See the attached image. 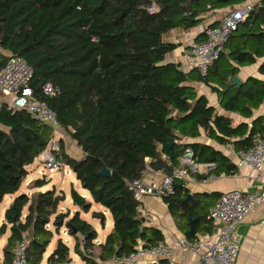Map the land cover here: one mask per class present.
I'll list each match as a JSON object with an SVG mask.
<instances>
[{
  "label": "trees",
  "instance_id": "obj_1",
  "mask_svg": "<svg viewBox=\"0 0 264 264\" xmlns=\"http://www.w3.org/2000/svg\"><path fill=\"white\" fill-rule=\"evenodd\" d=\"M221 4L218 0H0V70L12 56L26 60L32 71V97L55 113L61 129L81 154L71 156L60 139L58 158L89 192L91 201L107 209L113 220L111 231L97 244V231L81 217L90 211L92 202L75 189L70 196L78 210L72 215L68 210L59 211L65 195L54 187L30 195L20 192L29 173L26 167L46 149L54 131L26 110L8 109L3 104L0 204L5 196H15L0 226V238L7 229L10 232L2 264H12V250L21 241L27 242L26 264H42L47 247L63 227L74 239L73 252L85 264H110L113 255L126 256L139 245L150 247L163 241L160 230L145 225L140 202L129 184L142 179L147 169L171 174L187 148L196 162L212 164L210 171L235 173V166L221 152L197 142H180L183 137L199 135V128L221 143L240 133V127L232 128L229 118L217 114L207 98L197 95L187 83L202 81L219 93L226 110L244 112L240 100L246 101L253 93L235 87L234 95H229L237 68L229 65L224 55L238 27L264 15V0L251 5L205 77L199 73L193 76L183 71L180 63L168 61V55L181 46L168 34L195 28L207 5ZM151 7L155 11H150ZM228 49L227 59L231 56L240 64L253 61L243 47ZM212 81L216 87L210 85ZM46 83L57 87L59 93L45 95L42 88ZM259 92L264 94V88ZM254 134L253 127L248 137L239 141L242 151L256 144ZM104 168L109 175L101 173ZM48 182L46 177L37 178L30 189H40ZM186 197L183 181H176L173 193L162 200L188 239L196 237L189 234L188 220L193 218L196 233L210 234L208 210L213 204L209 206L204 195H192L182 202ZM92 217L104 223L102 212H92ZM71 261L69 246L58 237L45 264Z\"/></svg>",
  "mask_w": 264,
  "mask_h": 264
},
{
  "label": "crops",
  "instance_id": "obj_2",
  "mask_svg": "<svg viewBox=\"0 0 264 264\" xmlns=\"http://www.w3.org/2000/svg\"><path fill=\"white\" fill-rule=\"evenodd\" d=\"M218 1L222 2V4L215 5V7L212 8L207 5L206 13L204 14L201 22L195 28L187 32L175 30L174 32L177 33L178 38L171 39V41L173 42L181 43V46L176 48L171 54L168 55V61L180 63V68L185 72L191 73V75L193 76H197L198 71L195 68L185 66L189 43L193 41L197 42L201 40V38L204 40V29L206 27L218 25L221 17L228 11L235 8L244 7L246 5H257L262 0ZM261 27H264L263 14L257 15L255 18L250 19L249 23L247 22L246 24H241L231 38L230 47H228H243L245 51L251 54V56L253 57L252 62H245L240 64L235 62L231 56H228L227 59V53L229 50L228 48L225 51L224 55L225 61L228 60L229 65L237 68L236 75L242 82L239 86H231L229 83V85L232 87V89L229 90V95H234L236 88H243L244 91L249 90L251 93H253V96L251 98H246V101L244 99L240 100L239 107L241 105V108L245 109L243 110L244 112H241L240 109L234 111L226 110L223 107V101L220 100L219 93L213 91L211 87H209V85L204 84L202 81L192 80L187 83L188 85L194 87L197 95H204L207 98L208 105L214 107L217 114L229 118L232 128L240 127V133H236L228 137L223 143L209 136L203 128H199V135L195 137L181 138L180 142H197L212 147L213 149L221 152L229 160V162L235 166L234 174H216L215 171H210V169L204 175L191 174L187 181H183V185L185 186L187 195L190 194L191 197L192 195H204L209 202V206H211L212 204L214 205V202L217 200L220 193L229 189H240L248 193L264 194V167L261 169V171H255L245 167L237 168L235 165L238 155L240 154V152H242V147H240L239 141L248 137L253 127L255 129V134L253 135L254 141L257 143L261 139H264V106L262 103L264 94H261L259 92L264 88V29L261 30ZM214 82L215 81L209 82L212 87L217 86V84ZM199 86L206 88L207 91H200ZM0 98H2L3 101L7 99V97L2 95L1 93ZM244 105L248 108V110L244 107ZM66 152L69 153L70 151L66 149ZM71 156H73L74 158L80 157L81 154L79 149L77 151V155L73 154ZM32 165L33 164L27 166L26 169L28 171L31 170L30 167ZM34 169H36V167ZM69 172L70 169H68L67 173ZM163 175L164 174L161 172H155L151 169H147L144 172L143 178L141 180L144 185H154L162 179ZM26 177H29L26 184L35 180V178L30 177V172ZM47 179L49 180V183L44 186V188L47 187L46 189L40 188L31 190L44 191L54 187L57 191H62L65 195V199L59 204V211L65 212L68 210L70 212V215H72V213L78 210V208L72 203V199L70 196L71 189H75L81 196L91 201L89 192L81 187L78 180L76 181V183H71V188L67 193L65 192V190H63L62 187H60V183L53 182L52 178ZM201 179H206V181H202ZM20 192L25 191L20 189ZM14 196L15 195H7L3 198V201L5 199L8 201L6 206H4L5 210L7 206H9V204L13 201ZM3 201L1 202V204L3 203ZM91 202L92 205L90 211L88 213H82L81 217L82 219L90 223L97 231V238L95 239V242L99 244L104 241L106 235L111 231L113 220L107 209L99 204L94 203L93 201ZM92 212H102L105 218L104 223L101 224V220L92 217ZM140 214L145 225L152 226L160 230L164 237L163 241H165L169 245H173L174 242L181 237L187 238L184 235V232L178 228L175 220L168 210L167 204L162 200V198L157 197L152 192L144 195L142 200L140 201ZM91 219L100 221L101 237H99L97 227H95L93 223L89 221ZM193 219H195L196 222V218ZM1 222H4V217L2 218L0 214V223ZM218 226V223L212 221V231L210 234L203 235L201 233H196L195 239H187L194 242L204 237L212 236L218 229ZM62 229L65 230V227H63ZM9 233V229H7L6 233L0 238V264H2L3 261V246L7 240ZM237 233L239 235L240 247L238 256L236 258V264H264V205L259 206L254 212L245 217V219L237 226ZM57 239L58 236L56 238V242ZM98 240H100V242H97ZM63 241L65 242L64 239ZM73 244L74 241L72 240V247L68 245L70 248L71 258ZM49 246L47 247L42 264H45L47 256L52 252L56 244L52 249H49ZM174 249L175 250L172 259L165 257L158 260H151L147 264H157V262L161 260L167 261L168 264H172L175 262H181L184 264L194 263L196 257L193 254L181 252L180 249ZM73 255L77 256L75 253Z\"/></svg>",
  "mask_w": 264,
  "mask_h": 264
},
{
  "label": "built area",
  "instance_id": "obj_3",
  "mask_svg": "<svg viewBox=\"0 0 264 264\" xmlns=\"http://www.w3.org/2000/svg\"><path fill=\"white\" fill-rule=\"evenodd\" d=\"M251 9V5L232 9L221 17L218 25L206 27L204 40L189 43L185 66L195 68L199 75L205 77L209 66L223 50L227 37L237 29L239 23L244 21ZM149 10L155 11V7H151ZM31 75V68L24 58L10 57L0 70V93L7 97L4 101L0 98V106L4 104L8 109L26 110L53 129L54 137L36 158L38 164L41 165L38 171L40 175L45 171L69 169L68 165L57 156L60 153L59 138L67 134L61 129L55 113L44 102L32 97L29 87ZM42 91L48 96L59 93V89L51 83L43 85ZM179 159L180 165L171 174H164L162 179L154 185H144L141 179L132 181L129 184V189L135 200L140 202L144 195L151 192L159 198L168 196L173 193L176 181H187L191 174L204 175L212 167V164L196 162L192 151L188 148ZM235 165L237 168L245 167L261 171L264 167V139H261L249 150L240 152ZM201 180L206 181V179ZM261 205H264L263 193H248L240 189L223 191L216 203L208 210V217L219 225L212 236L194 242L181 237L173 245H169L165 241H159L150 247L139 245L126 256L113 255L109 259V263L147 264L151 260L165 257L172 259L174 248H176L181 252L193 254L196 257L193 264H236L240 247L237 226ZM26 249V241H21L16 245L12 250V264H26ZM172 264L184 263L175 262Z\"/></svg>",
  "mask_w": 264,
  "mask_h": 264
},
{
  "label": "rangeland",
  "instance_id": "obj_4",
  "mask_svg": "<svg viewBox=\"0 0 264 264\" xmlns=\"http://www.w3.org/2000/svg\"><path fill=\"white\" fill-rule=\"evenodd\" d=\"M177 36H178L177 33L174 32V31H171L168 34V38L170 40L171 39H177L178 38ZM199 90L200 91H207V89L204 88V87H202V86H199ZM57 137H59V135H57ZM60 139H63V141L65 143L66 149H68L70 151L69 152L70 155H73V154H76L77 155L78 148L75 146L74 142L71 141V139H70V137L68 135H65L64 137H60L59 140ZM34 162L35 163H33V165L30 167L31 170H29L30 177H33L35 179L36 178H42V177H46V178H49V179L52 178L53 182L60 183V187H62L63 190H65V192H67V193L69 192V190L71 188V183L72 182H75L76 183V181H77L76 178H75L74 173L71 170H70L69 173H67L68 169H56L53 172L45 171L44 174L40 175L38 173V171L40 170L41 165L38 164V160L37 159ZM35 167H36V169H34ZM28 178L29 177H26V179L23 180L20 189L24 190L25 193L28 192L27 194L30 195L35 190H31L30 189L31 182L28 183V184H26V182H28L27 181ZM42 188L43 189H46L47 187H45V188L42 187ZM7 202L8 201L5 199L3 201V203L1 204V206H0V214H1V217L2 218L4 217V211H5L4 206H6ZM89 221H91L93 223V225L95 227H97V230H98V233H99V237H101V224H100V221L99 220H95V219H91ZM61 231H60L59 235H56V234L54 235L53 241L50 244L49 249H52L54 247V245L56 244V238H57V236L58 237H61L62 239H64L65 240V243L67 245H70L72 247V240L74 241L73 237H70L64 229H61ZM67 236L70 237V238H68ZM97 242H100V240H98ZM73 254H74L73 251H71V255H72V258L73 259H72V261L69 264H85V262L82 261L79 256H74Z\"/></svg>",
  "mask_w": 264,
  "mask_h": 264
},
{
  "label": "water",
  "instance_id": "obj_5",
  "mask_svg": "<svg viewBox=\"0 0 264 264\" xmlns=\"http://www.w3.org/2000/svg\"><path fill=\"white\" fill-rule=\"evenodd\" d=\"M224 1H229V0H224ZM241 83L242 82H241V80L239 79V77L237 75H235V76H233L231 78V81H230V85L231 86H234V85L239 86V85H241ZM184 99H186V98L184 97ZM262 103H263V106H264V98H263V102ZM170 142L172 143L173 139H170ZM101 173L103 175H109L110 171L108 169L104 168ZM191 198L192 197L189 194V195H187V197L182 202H187ZM194 223H195V219H189L188 220V224H189V227H190L189 234H191V235H195L196 234Z\"/></svg>",
  "mask_w": 264,
  "mask_h": 264
}]
</instances>
